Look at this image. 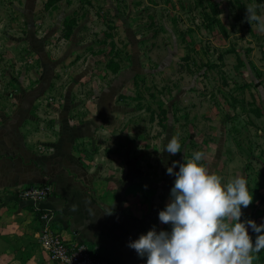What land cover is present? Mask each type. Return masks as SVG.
<instances>
[{"label": "crops", "instance_id": "1", "mask_svg": "<svg viewBox=\"0 0 264 264\" xmlns=\"http://www.w3.org/2000/svg\"><path fill=\"white\" fill-rule=\"evenodd\" d=\"M39 2L0 0V264H61L38 243L46 225L108 264H145L128 243L153 226L171 231L158 218L175 180L166 169L177 161L178 171L197 150L224 180L253 177L254 202L241 219L264 223V32L246 19L250 4L264 17V0H190L189 43L179 41L190 51L189 103L172 94L175 116L166 117L160 104L125 96L130 77L109 69L104 46L70 57L52 26L40 28ZM45 98L54 103L39 106ZM171 117L179 132L189 130L181 145L189 157L161 152L176 134ZM45 183L53 186L45 199L20 198L23 187ZM254 255L253 264H264V250Z\"/></svg>", "mask_w": 264, "mask_h": 264}, {"label": "rangeland", "instance_id": "2", "mask_svg": "<svg viewBox=\"0 0 264 264\" xmlns=\"http://www.w3.org/2000/svg\"><path fill=\"white\" fill-rule=\"evenodd\" d=\"M38 9L44 20L40 28L46 30L52 26L51 37L59 45L67 42L70 57L73 53L79 56L83 49L92 48L94 44L104 46V57L114 62L109 69L118 72L123 69L127 76L124 78L130 77L124 85L126 97L140 99L149 107L160 104V108L168 109L163 113L165 117L167 112L175 116L172 94L177 91L184 95L181 98L183 105L189 103L193 70L185 57L189 58L190 51L188 45L181 49L179 41L183 37L182 44L189 43L190 0H40ZM180 30L185 32L183 36L179 34ZM44 34L45 43L47 34ZM109 43L110 49L105 46ZM23 48L28 53V49ZM23 55L27 59L33 57L32 54ZM48 91L51 93V88ZM159 91V98H152V94ZM41 101L39 106L50 107L54 103L51 98ZM144 114L148 118L147 113ZM169 127L174 134L179 132L172 117ZM180 129L181 145L187 144L189 130ZM36 149L44 150L39 145ZM181 151V155L189 157V147L182 146ZM248 170L252 172L254 168L248 167ZM250 179L247 180L248 187L254 186L253 177Z\"/></svg>", "mask_w": 264, "mask_h": 264}, {"label": "clouds", "instance_id": "3", "mask_svg": "<svg viewBox=\"0 0 264 264\" xmlns=\"http://www.w3.org/2000/svg\"><path fill=\"white\" fill-rule=\"evenodd\" d=\"M258 7L246 6V19L251 24L258 22V30L264 32ZM179 138L177 132L161 152H180ZM204 157L197 150L186 161L183 157L178 171H174L177 161L167 167V174L175 180L158 218L171 225V231H157L153 226L128 243L139 257H147L145 264H253L254 254L264 250V223L241 219L242 208L253 202L246 178L236 176L222 182L224 178L203 163ZM249 228L257 234L254 242Z\"/></svg>", "mask_w": 264, "mask_h": 264}, {"label": "built area", "instance_id": "4", "mask_svg": "<svg viewBox=\"0 0 264 264\" xmlns=\"http://www.w3.org/2000/svg\"><path fill=\"white\" fill-rule=\"evenodd\" d=\"M52 192L53 186L50 183L31 184L23 187L19 191V196L23 200L36 204ZM40 216L45 220L49 217L48 212L44 211ZM38 241L48 257L61 264H108L105 258L93 255L85 242L67 241L50 230L47 225L38 233Z\"/></svg>", "mask_w": 264, "mask_h": 264}, {"label": "trees", "instance_id": "5", "mask_svg": "<svg viewBox=\"0 0 264 264\" xmlns=\"http://www.w3.org/2000/svg\"><path fill=\"white\" fill-rule=\"evenodd\" d=\"M95 256H99V255H95ZM100 257V256H99Z\"/></svg>", "mask_w": 264, "mask_h": 264}]
</instances>
